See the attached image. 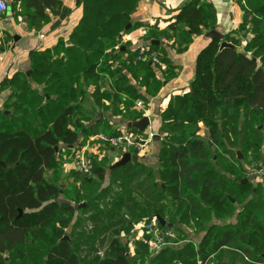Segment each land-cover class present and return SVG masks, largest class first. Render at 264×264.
Returning a JSON list of instances; mask_svg holds the SVG:
<instances>
[{"label": "trees", "instance_id": "trees-1", "mask_svg": "<svg viewBox=\"0 0 264 264\" xmlns=\"http://www.w3.org/2000/svg\"><path fill=\"white\" fill-rule=\"evenodd\" d=\"M139 2L81 0L83 16L69 36L70 43L62 39L30 55L34 79L44 80L45 88L39 94L22 92L17 89L21 85L27 89V82L18 83L17 101L8 104L17 116L2 112L0 122V161L9 166L0 165V264H206L218 252L223 254L222 264H264V181L257 186L241 181L238 173L245 171L244 159L235 151L241 148L252 157L255 169H264V0H238L243 19L225 39L242 51L219 50L220 41L211 39L198 56L189 91L174 95L159 109L161 127L155 126L158 138L153 142L161 137L158 131L163 138L155 168L138 160L111 169L116 159H109L110 155L120 157L126 148L106 146L90 155L89 174L74 170L83 185L94 186L87 198L77 187L69 191L68 201L58 200L61 189L50 180L49 171L60 143L68 147L78 143L79 133L70 127L71 120L78 127L82 119L91 122L81 129L89 136L104 133L111 137L122 132L103 130L104 124L137 132L126 123L144 116L150 96L179 72L167 49L151 40L163 39L172 49L184 52L193 36L206 35L217 26V10L210 0H190L163 29L158 23L133 21ZM61 6V0H12L10 9L38 28ZM140 26L147 27L144 44L157 52L161 65L137 59L139 47L130 51L129 43L122 42L124 35ZM90 86L93 89L87 98ZM40 96L43 101L35 108L31 99ZM84 101L90 107H104L121 120L110 121L99 110L98 121H91V109L86 113L81 105ZM139 101L142 107L137 106ZM30 111L35 115L32 118L42 119V125L50 122V126L29 133L23 125ZM199 122L207 130L203 137L198 135ZM192 124L196 125L193 130ZM213 148L224 157L211 156ZM116 172H121L122 190L104 205L100 197L104 191L95 185ZM75 201L86 202L80 211L95 206L105 219L98 243L106 248L97 251V259L94 255L84 260L67 233L74 220L75 227L78 221ZM159 217L167 224L162 225ZM231 217L235 221L229 224L212 222ZM153 219L175 234L182 229L184 238L176 235L175 244L151 250L152 236L144 229L132 256L129 242L118 236ZM188 228L204 231L197 245L188 238Z\"/></svg>", "mask_w": 264, "mask_h": 264}, {"label": "crops", "instance_id": "crops-1", "mask_svg": "<svg viewBox=\"0 0 264 264\" xmlns=\"http://www.w3.org/2000/svg\"><path fill=\"white\" fill-rule=\"evenodd\" d=\"M8 8L0 12V110L12 117L14 107L8 104L17 99L16 85L27 82L28 88L19 87V91H31L42 93L45 88L44 80L36 81L32 73V61L30 55L54 47L60 40L67 43L73 29L83 16L81 0H61L62 6L57 14L49 13V18L40 27H31L28 18L10 9L12 0H5ZM190 0H140L133 14V21L143 23H158L160 29L165 28L177 11ZM217 10V25L222 26L223 33H229L237 28L243 19V12L238 0H210ZM19 5V4H18ZM20 10L19 6L17 10ZM222 13L226 15L223 17ZM226 13V14H225ZM148 29L140 26L123 36L122 42L129 43L130 51L141 43H146ZM158 39V38H157ZM163 48L167 49L169 60L179 67V72L165 82L155 96H150L147 115L157 117L158 110L165 106L173 94L188 92L191 83L196 76V64L199 54L210 43L211 39L206 35L193 36V41L184 52L172 49L163 39H159ZM129 55L123 54V59ZM37 71L35 74H39ZM41 76H39L40 78ZM131 77V76H130ZM133 81V80H132ZM93 88L88 91L90 93ZM18 91V92H19ZM34 92V94H36ZM23 103V102H22ZM27 106L28 103H23ZM110 121H120V117H114L110 112L105 115ZM157 117V122H158ZM17 122H19L17 120ZM20 124V123H19ZM157 126V124H156ZM122 129V128H121ZM154 143V142H152ZM152 145L148 150L152 152Z\"/></svg>", "mask_w": 264, "mask_h": 264}, {"label": "rangeland", "instance_id": "rangeland-1", "mask_svg": "<svg viewBox=\"0 0 264 264\" xmlns=\"http://www.w3.org/2000/svg\"><path fill=\"white\" fill-rule=\"evenodd\" d=\"M226 14V13H225ZM223 17H225L226 15H224V13H222ZM243 46V45H242ZM264 61V60H263ZM92 87L90 86L87 89L86 92V97L89 98L88 96V91L91 89ZM176 95V94H174ZM173 94L170 96V98H172L174 96ZM36 97V96H34ZM17 101V100H16ZM43 101V97L40 96L39 98H37V100H34L33 98L31 99V102L34 103V107L36 108L37 105L39 104V102ZM83 110L87 113V109H91V113L90 117H91V121L97 122L98 120V116L96 111L101 110L103 112V116L106 115V113L108 112V110H104L105 108H94V107H90L88 101H84L81 103ZM138 107H142L141 105L139 106L137 103ZM164 106H162L163 108ZM104 110V111H103ZM160 110H158L159 112ZM2 110H0V122L3 121L4 119V115L2 114ZM20 113V111H18ZM157 112V113H158ZM30 112L26 113V119L27 121L25 122V124L23 125V127L31 134H35L39 131H42L46 128H48L50 126V122H44L46 125H42V119L40 120V118H32L35 115H31ZM146 115V114H145ZM31 117V118H30ZM157 117L158 122H157ZM155 116L154 114L152 116H150L151 119V124L152 126L155 128L156 124L157 127H161V119L160 116ZM83 118V117H81ZM96 120V121H95ZM40 122V123H39ZM81 123L83 124L82 126H75L73 121L71 120L70 123V127L74 130H76L79 133V140L77 145L75 144L73 147L72 146H67L65 143H60L59 144V148H58V152L56 155V159H55V163H54V167L49 171V178L52 182L56 183L60 189H61V193L59 196L60 201H68L69 197L72 195L69 191H73V190H77V187H80L81 189V193L82 194H87L89 191H92V189L94 188V186H85L82 184L81 181H79V178H77V175L75 173V169L73 167V163L77 158V153L79 151V149L84 145H81V143L85 142L86 139L88 142L90 137L89 134H85L82 133L81 129L83 127H90V123L84 119L81 120ZM12 123H9V125H11ZM105 125V124H104ZM102 126L103 130H122V131H127L122 125H107V126ZM124 125V123H123ZM40 126V128H39ZM121 126V127H120ZM13 127H17V126H13ZM196 125L192 124L191 128L192 130L195 129ZM122 128V129H121ZM109 132V131H107ZM158 133L160 134V136L163 138V132L160 133L158 131ZM207 133L206 127L203 123L199 122V134L200 136H205ZM91 135V134H90ZM159 138L157 141H154V143H152V152H150V150H148V148L143 149L142 151H140V159L139 162L144 163L148 166H152V167H156L157 164V157H158V151L160 149V145H161V139ZM236 152L238 153L239 157L243 160V166L245 167V171H239L238 175L241 178V181H252V183L254 185H258V181H264V169H262L261 171H258L257 169H255V165L252 162V157H248V153H245L244 151H242L241 148H235ZM126 151H130L132 154L134 152H137L136 149H126ZM105 153V151H104ZM118 153H114L112 154V156L110 155L109 159H116V161H118L120 159V157H118L117 155ZM137 154V155H138ZM103 155V154H102ZM211 156H220L221 158L224 157L222 154V151L216 148L212 149L211 152ZM115 161V162H116ZM114 162V163H115ZM263 171V172H262ZM121 172H116L114 173L113 177L112 174H107V177L105 179V181H103L99 186L95 185V189L99 190L100 187L102 188L101 191H104L103 194L100 195V197L102 198V202L104 205H106L107 203H109V201L113 198H117L118 196L115 194L117 191H121V185H122V179L120 177ZM118 178H120L121 180H119ZM103 184V185H102ZM88 194L85 196V198H87ZM84 202V201H82ZM74 203V202H73ZM86 203V202H85ZM76 205V209H77V214L76 217H78V221L76 222V227L74 226V222L72 224V226H70V228L68 229L67 233H70L73 236V241H74V245H75V250L80 253L81 256H84V260L87 261V258H91L93 259L94 255L96 257L97 255V251L101 250V252L105 251L106 247H102L100 245V243H98L100 236H98L99 234V230L102 228L103 226V221L105 220L103 218V216H100L97 214L96 209L94 208L95 206H91L90 208H88L87 212L84 211H80L81 208H78L79 205V201H75L74 203ZM169 218V217H168ZM170 219V218H169ZM86 221L85 224H83ZM235 221V217H231V218H225L223 220H217V219H213L212 222L216 223V224H229L231 222ZM174 222H177V219H174ZM176 225H179L176 223ZM135 230L132 231L130 234H121L118 236L119 240H122L123 242L127 241L130 244V252L132 254V256H135L136 253V244L135 242L138 241L137 239L142 238L143 233H144V229H147V224H138L135 226ZM85 231L81 234H78V231ZM188 238L190 237L191 242H193L195 245L198 244L199 240L202 238L204 231H197V229L195 230V228H188ZM176 235L178 236V238H184V236L182 235V229L181 230H176ZM98 236V237H97ZM99 252V253H101ZM102 255V253L100 254ZM222 252H218L217 254H213L211 255L209 261L206 264H222L219 263V259L222 256ZM98 257H96L95 259H97ZM140 262V261H139ZM226 262V261H225ZM141 263V262H140Z\"/></svg>", "mask_w": 264, "mask_h": 264}, {"label": "built area", "instance_id": "built-area-1", "mask_svg": "<svg viewBox=\"0 0 264 264\" xmlns=\"http://www.w3.org/2000/svg\"><path fill=\"white\" fill-rule=\"evenodd\" d=\"M8 5L5 0H0V12L5 11ZM137 59L151 60V63L161 65L157 52L150 49L148 45L141 43L138 45ZM141 105V102H138ZM157 136L155 128L150 124L145 130H137V132L122 131L117 136H107L104 133L94 134L90 137L78 151L76 160L73 163L75 171L80 174H89L91 164L89 157L91 154L98 152V149L106 146L111 148L125 147L126 149H136L137 154L145 148H148ZM140 155V154H138ZM148 233L151 234V239L148 246L151 250H159L163 246L175 244L174 239L176 234L172 230L160 228L155 220L147 225Z\"/></svg>", "mask_w": 264, "mask_h": 264}, {"label": "water", "instance_id": "water-1", "mask_svg": "<svg viewBox=\"0 0 264 264\" xmlns=\"http://www.w3.org/2000/svg\"><path fill=\"white\" fill-rule=\"evenodd\" d=\"M129 27V25H127V28ZM206 36L209 37L210 39H218L220 41V46H219V50L229 47V48H233L236 49L238 51H242V47L235 45L234 43L228 41L227 39H225V33H223V28L220 25H217L214 29L210 30L209 32L206 33ZM67 43H70V40L67 41ZM152 44H156L159 45L160 41L158 39H152L151 40ZM151 124V119L149 115H144L140 118H137L135 120H129L126 125L127 127H131L137 130H145L149 125ZM158 137H155V139ZM140 159V156L137 154H132L130 151H125L123 152V154L121 155L120 159L118 161H116L115 163H113L110 168H117L120 166H123L125 164H127L130 161H138ZM0 165L9 167L8 165H6L3 161H0ZM85 179L91 181L92 178L91 177H87L84 176ZM246 181V180H244ZM86 203H81L78 205L79 208L81 207H85ZM21 212V210H20ZM159 220L161 222L162 225H166L167 221L165 219H162L159 217Z\"/></svg>", "mask_w": 264, "mask_h": 264}]
</instances>
